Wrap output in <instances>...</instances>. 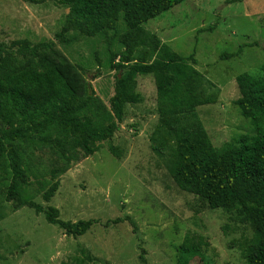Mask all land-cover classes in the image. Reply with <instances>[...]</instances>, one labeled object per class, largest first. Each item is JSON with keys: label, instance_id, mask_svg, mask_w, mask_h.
<instances>
[{"label": "rangeland", "instance_id": "1", "mask_svg": "<svg viewBox=\"0 0 264 264\" xmlns=\"http://www.w3.org/2000/svg\"><path fill=\"white\" fill-rule=\"evenodd\" d=\"M68 13L52 0H0V44L53 41L75 67L68 79L74 92L84 98L90 84L110 108L118 74L102 64L109 46L122 35L90 37L70 31L60 42L57 35ZM145 28L172 51L196 60L198 90L215 99L198 108L215 148L255 135L234 102L240 97L237 76H262L264 0H186L149 20ZM241 46L240 57L222 58ZM136 91L142 100L125 107V121L112 141L102 143L93 156L81 155L63 175L52 172L64 164L49 147L27 160L24 195L44 208L58 209L62 221H98L83 236H69L49 224L44 214L8 201V174L2 164L7 165L6 156L0 157V264H60L82 258L89 264H143L142 254L146 264H177L183 246L197 249L215 264H247L240 246L254 231L233 214L202 209L195 195L178 188L172 177L174 144L164 153L152 149L151 138L159 127L154 77L138 76ZM57 180L59 189L45 201V190ZM125 217L136 224V233L128 221L105 225ZM84 250L90 260L82 255ZM189 264H202L200 256Z\"/></svg>", "mask_w": 264, "mask_h": 264}, {"label": "trees", "instance_id": "2", "mask_svg": "<svg viewBox=\"0 0 264 264\" xmlns=\"http://www.w3.org/2000/svg\"><path fill=\"white\" fill-rule=\"evenodd\" d=\"M41 4L46 0H23ZM67 7L69 13L57 40L66 34L90 37L112 32L122 35L109 46L102 65L115 71L114 95L110 108L89 84L86 96L80 98L68 79L75 67L51 40L34 43L20 39L0 44V157L6 156L8 174L6 199L28 207L47 222L64 229L69 236L79 237L98 221H62L59 210L44 208L24 195L27 182V160L43 147L55 151L64 167L52 172L63 175L81 155L93 156L102 143L111 142L125 121V107L136 105L142 98L137 93V77L152 75L157 91L159 127L152 136V149L164 153L174 144L176 162L172 177L178 188L195 195L202 209L223 210L250 226L252 238L241 243L247 264H264V65L262 76L249 73L237 76L240 97L234 102L241 116L251 122L255 135H244L237 142L215 148L199 117L198 108L212 105L215 99L198 90L196 60L185 58L163 44L145 25L149 20L186 0H52ZM234 2V1H232ZM237 53L222 55L234 58ZM192 62V64L189 63ZM100 62V61H99ZM115 153V148L110 146ZM118 158L120 155L116 154ZM57 180L43 195L49 202L59 189ZM128 221L117 218L105 225ZM90 260V254H83ZM200 256L202 264L214 261L195 248L179 249L177 264H189ZM1 260V257H0ZM86 259L60 264H89ZM141 262L146 264L142 254Z\"/></svg>", "mask_w": 264, "mask_h": 264}]
</instances>
